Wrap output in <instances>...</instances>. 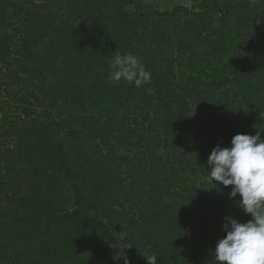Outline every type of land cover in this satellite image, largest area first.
<instances>
[{"label":"trees","instance_id":"1","mask_svg":"<svg viewBox=\"0 0 264 264\" xmlns=\"http://www.w3.org/2000/svg\"><path fill=\"white\" fill-rule=\"evenodd\" d=\"M135 1L0 0V264H217L251 219L207 162L264 138V0ZM117 52L149 80L109 82Z\"/></svg>","mask_w":264,"mask_h":264},{"label":"clouds","instance_id":"2","mask_svg":"<svg viewBox=\"0 0 264 264\" xmlns=\"http://www.w3.org/2000/svg\"><path fill=\"white\" fill-rule=\"evenodd\" d=\"M150 78L140 57L116 53L109 64L106 79L114 84L122 80L140 87ZM208 172L211 180L224 187L232 186L230 198L237 201L251 219L241 223L226 216L223 230L226 236L218 240L213 255L217 264H264V138L258 131L255 135L236 134L230 147L217 144L208 157ZM114 247V246H113ZM118 249L112 259L122 264H132L127 249ZM147 264H157L155 254L146 255Z\"/></svg>","mask_w":264,"mask_h":264},{"label":"rangeland","instance_id":"3","mask_svg":"<svg viewBox=\"0 0 264 264\" xmlns=\"http://www.w3.org/2000/svg\"><path fill=\"white\" fill-rule=\"evenodd\" d=\"M182 3H183V0H136L135 3L129 7V9L132 11L138 10L139 7H137L138 6L137 4H139V5H143L144 7L150 6V7L159 9L164 12ZM193 5H195V3L188 4V6H191V7ZM210 197H211L210 199L213 200L214 194H212ZM204 204L206 203L202 200V202L199 204L200 208H202L203 207L202 205ZM188 205L189 206H186L185 208H191V205L189 204V202H188Z\"/></svg>","mask_w":264,"mask_h":264}]
</instances>
